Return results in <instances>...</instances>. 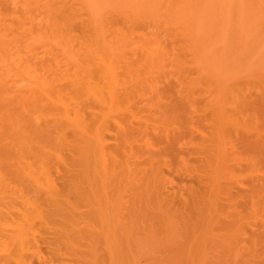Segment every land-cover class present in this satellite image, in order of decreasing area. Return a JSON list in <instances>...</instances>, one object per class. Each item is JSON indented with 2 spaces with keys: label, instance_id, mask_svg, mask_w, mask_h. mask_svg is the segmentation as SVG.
Wrapping results in <instances>:
<instances>
[{
  "label": "bare ground",
  "instance_id": "obj_1",
  "mask_svg": "<svg viewBox=\"0 0 264 264\" xmlns=\"http://www.w3.org/2000/svg\"><path fill=\"white\" fill-rule=\"evenodd\" d=\"M87 1L88 0H85L83 4L85 3L84 5H86ZM173 1H177V3H179L175 7L179 6L182 3L181 0H172L171 4H173ZM186 1L187 0H184L183 4L179 7H185V5L187 4L184 5V2ZM245 1L193 0V2H188L191 4L188 5L187 8L185 7V10L181 9V11H175L177 14H181L180 12H183L181 17H178L182 18V16L184 15L183 19L185 22L183 21V19L180 20L183 21L184 24L183 22L181 23L185 25L182 28L186 29V33H184V41L186 40V42L188 43L187 48H189V50H187L189 52L191 51V54H189L190 56H192V63L195 62L199 67L198 74H200L201 77L203 75L206 79L205 80L202 77V80L206 83V86L204 85V90L207 89L206 92L204 90L203 91L207 96L209 94V96H203L205 98L207 97L208 99H206L208 101L206 100L205 104L201 99L202 103L199 102V104L204 103L207 109L204 106L203 108H205L206 111L208 110L207 113L209 114V124L206 122L208 125H204L208 127L207 132L203 129L199 130V127H201L203 123L199 127L196 125L198 124L197 122L200 119L202 120L203 118H199L196 122V120L192 118V116L190 117V115H193L192 112L195 111L194 108H196L192 107L196 106L195 104L197 102L194 99V92L196 93V91H199H194V89H196L195 85L200 84L201 81L199 82L198 80L196 81L193 78L190 79L189 77H185V73H183V75L185 74L184 76L180 74V78H187H184L185 80L183 79L182 82L179 80L181 84L178 81L180 87L178 84H173L174 82L171 84L170 82H167L169 83V86L171 85L170 88L173 87L174 90L173 88L170 89L168 85L167 86L170 90L164 87V90L166 89L167 91L169 90L170 92H175V95L173 94L174 92L171 93L172 97L170 96V98L172 99L171 101H168V103H170L168 104V107H166L167 109H169L170 113H173L170 114L169 112H166L168 110H165V107L161 108L163 107L165 101L162 102V98H158V92H156L158 91V89L155 90V92L153 91L154 93H156V99L154 98L153 101H158L155 102V104L157 103L161 106H156L157 104L155 105L153 104L154 102L151 101V96L153 97V93L151 94L150 92L152 91L148 92L146 89H144L145 87H143L144 82L153 79V76L150 75L151 78L149 77L150 79H147L149 75H145L147 78L141 75L142 72L144 73L143 69L145 70L146 68H148L146 69V72L148 73L151 70V62L152 60L157 58V56L153 55L157 50H153V54V51L150 50L152 47L150 49L148 48L150 51H152V53H148L147 49L143 48V52H145V55L143 53L141 54V56L144 55L145 57H142L145 59V61L147 60V62H145L144 59L140 56L142 58V61H140L142 68L140 69L142 71H140L141 75L140 72L138 73V79L135 77L134 80V78L132 79V77L128 76L130 75L129 73L132 69H134V67L132 65H130V67H128L129 65L125 66L127 62L124 66L122 64L119 65H122L123 70L131 68V70L129 69L126 72V74L129 72L126 75L128 77H123L125 73L122 74V77H120L119 74H116L120 72H114L117 68L119 69V65L117 68L115 67V70L113 68L119 60L122 61V53L125 52H121L119 50V46H116L115 48V45H113V48V46H111L112 44L106 43L107 41H105L104 39L102 40L104 42L101 43L100 40L102 38L100 39V36H98L99 38L96 36L100 35V33L94 31V29H97V27H94L96 24L93 25L92 23V21L95 20H92L95 15L93 13L91 14L92 11L90 12V10H88L91 14L88 15L90 17V21H88L91 27L90 30L99 33L95 36L97 37V40L99 39L98 41L101 45H98L97 42L95 43V45L90 46L93 44V42H90L91 36L87 33L85 34V36L87 35L88 38L90 36L88 40L89 46H87L88 38L86 39L84 38L85 36H81L80 39L83 37L85 40L81 41V43L83 42V44L79 42L81 46L79 50L78 48L75 50L80 51L83 48L82 52H79L81 55L82 53L84 54L83 57L81 56L83 60H77V63L80 61L82 62L78 64L76 62H73V60L71 61L73 62V66L68 65L69 68L72 67L71 73L69 72L71 68H66V64H63L64 66H61L62 64H59L63 58L59 59L61 61L57 62L56 58H59L60 56L55 58L53 56V52H48L49 57L52 56L53 60L55 59L54 63L52 60H49L50 62L52 61V65L56 64L57 62L55 66H61L62 68L59 67L60 70L64 67L66 70H62L63 73L67 72L68 69V72L65 73L66 76L63 77L64 79H62V81L60 80L61 82H63L66 78V80L64 81L66 83L63 82L64 84L61 83L62 85L56 84L55 80H58V83L59 79H61V77L63 76V73L59 75V72L57 73L56 71V74L54 72V76L52 75L51 77H49L50 80H47L50 83H53L54 81V83L48 85L49 83L47 82V84L45 82L48 87H44V85H42L41 81H43L45 78H43V76L40 77L39 74L38 76L40 78L36 76L38 80H36V77L35 81H33V78H30V80L39 84H33L31 81L24 84V78L22 80L23 84H21L23 85L21 86L23 93L21 91L20 85H17L20 89H17V92H14L18 93L19 96L23 95L19 98L17 97V95L13 96L12 90V93L8 91L10 93V95H8L9 93H7L6 88L4 87V84L8 80H6V76L8 75L6 71L7 69H4L6 76L0 73V199L3 197L6 199L11 197L9 199L15 198L12 199V202L14 200L16 201V204L14 206L13 204L15 203V201L12 205H10V203L12 202L8 199L7 201L5 199H2L0 201V204L2 205V201H5L4 208L6 209L9 206H13L15 208L13 209V207H9L7 211H10L12 209L14 212L12 211L6 213L4 211L5 209L1 207L2 205L0 206V209L2 208L5 214V217H3L4 214L0 213V219L6 221L7 224V226L5 227L6 224L3 223V221L1 223L0 221L1 225L4 224V227L2 226L4 229L0 228V230L2 232H5V228L9 229L8 232L6 231V234L4 232L2 233L3 237L0 236L4 241V245H2L3 243L1 245L5 249H3L4 251L2 250V255L0 256V264H35L36 262H38H35L34 260L36 257V260H41L39 264H54L57 260H59L60 262L58 261L59 263L56 262V264H66L68 263L66 262V254H69L66 252V248H69L68 251H73L72 255L74 254V257H78L80 255V259L74 258L75 260H70L69 263L71 262V264L76 260L78 261V263L81 261V264H105L103 263L105 260L108 264H123V262L124 264H129V260H127L128 258H130L131 264L133 260L135 261V258L133 259L132 257H128L129 255H124L125 252L132 250L131 247L133 244H143V241H145V239L147 240L151 238H161L164 239V241L167 240V242H162L164 245L161 243L163 245V248H161L162 250L159 248L161 250H158L160 251L159 254L153 256L149 254V258H147L146 256L145 259H147L145 260L144 264H202V262L200 261L202 257L200 258V256H203V254H205V245L209 244V241H212L213 243L212 252L210 254V256H212L210 257V259L208 258V264H220V261L215 263V259L217 257H221L220 255L222 254V257H224L226 254L230 257L231 255L229 254H235L236 257L237 255H245V258L247 257L246 259H249L251 257V260L253 256L256 257V253H258L255 250V243H257L256 241H258V239L260 238L262 239L261 241L264 242V221L262 219L263 215L261 216V219L263 221V229L261 228L260 231L258 230V226H262V222L259 224H251L246 217V221L249 222L250 226H252V229L253 225L258 224V228L254 230L255 232L256 230L259 231L255 233L253 232V230L251 231V229H249L251 235L249 234L246 236L248 223L246 222L247 226L245 225V227V213L242 214V211H237L236 208L235 212L232 211V213L229 214L226 212V215L225 217H223L222 221L221 219H217L221 221L219 222V224H217V228L219 227L218 230H220L217 233H213L215 232L214 230H216L214 229L213 224L217 223V220L215 219L217 202L219 199L222 200V198H227L228 193L231 192L229 189L232 184L231 182L233 181V183H235L233 178L237 175L236 170L238 165L236 164L237 162L234 163L233 159H238V157L235 155L236 153L233 149H236V146L238 145L239 149L241 148V152L245 150L246 153L243 151L244 153L242 154L248 155V157L246 155L245 159L250 158V161L248 160V163H252H249L250 166L253 164L264 165V34L261 32L263 35H258L260 33L257 32L256 29L257 26H261V28H264V24L262 26L261 23H259V25L256 23V28L251 27L252 25L248 26V15L251 13V16H253V13L251 9H248L249 7H246L249 3L246 5ZM62 3L63 2H61L60 6H62ZM63 7L64 6H62V8ZM62 8L60 7L61 10ZM186 9L187 12L185 13ZM61 10H58V12ZM255 13L257 12L255 11ZM57 14L55 12L54 16H56ZM256 15L255 19L258 17H256ZM251 16L250 18L254 19V17ZM261 21L263 23L264 20H260L259 22ZM82 23H80V25H82ZM53 24L54 23H52V27L55 25L57 26V24ZM91 24L93 26H91ZM56 28L57 27L54 28V31ZM248 28L255 29L256 33H253V29L251 33V29L248 30ZM58 32L60 31H57L56 35H58ZM51 33L52 32H50V34ZM54 33H52V35ZM254 35H258L259 37ZM80 39H78V41H80ZM105 39H107L106 36ZM65 40L66 39H63V41ZM3 43H1L0 41V44L2 45L0 46V59L2 61H4L5 58H8V56H6L8 54L6 52L7 49L5 50L4 47L7 44L4 43L3 45ZM104 43H106V46L104 45ZM59 44L61 43L59 42ZM56 45L54 46L56 47ZM67 45L69 47V43ZM54 46H52L53 49H55ZM7 47H9V45ZM120 47L124 48L125 46ZM182 47L184 49L185 46ZM69 48L67 49L68 51ZM175 48L177 47H173V52ZM63 49H61L60 51H62ZM84 49H88L91 54L88 52V50L84 51ZM181 49L182 48L180 46L179 50L177 49V52ZM184 50L186 51V49ZM53 51H58V53L60 52L59 49L57 50V48ZM115 51H117V53L120 52L121 54H117ZM49 53L52 55H50ZM61 53L63 54L65 52L63 51L60 52V54ZM73 53L76 52L73 51ZM77 53L76 56H79V54ZM85 53L89 54H87L88 57H86L87 55ZM133 53L135 54V52ZM181 53H183V50ZM185 53H187V51ZM158 54L161 56L163 55L162 51ZM118 55H120V57ZM151 56L153 58H151ZM112 57L115 59V61H117L116 59L118 58V61L115 64L113 63L114 59L112 60ZM163 58L159 57L158 60H162ZM170 59L172 60V58ZM138 60L140 59L137 58L134 62H137ZM161 60H159L160 63ZM176 60H178V57ZM148 61H151V65ZM62 62H64V60ZM173 62L175 63V61ZM7 63L8 62H6V64ZM137 63L139 64V61ZM137 63L136 66L134 63V66L135 69L137 68V70H139L140 64L138 66ZM38 64L39 66H41V63ZM142 64L145 65V68L144 66L142 67ZM146 64H149L148 66L150 67H147ZM157 64L159 65L158 61ZM182 66L183 62L181 67ZM124 67L126 69H124ZM178 67L179 66H177L176 69L179 71L180 67ZM41 69L42 68H40L39 70ZM156 69H160L161 71L160 66L159 68L157 66ZM187 69L189 70L190 68ZM42 70H44V68ZM30 71L34 72L32 70ZM45 71L48 72L46 69ZM0 72H2L1 69ZM43 73L45 76L50 75L48 73L46 74L44 71ZM135 73L136 70L133 72V74L135 75ZM176 74L173 75V77L176 76ZM198 74L196 73L195 75ZM166 75L167 74H165V76ZM161 76L163 77V75ZM154 79L156 80L157 78ZM20 80H18V82ZM199 80H201V78ZM132 81L133 83L131 84ZM152 81L150 80L148 84H150V82ZM170 81L172 82V80ZM8 82L10 83V81ZM167 83L165 81V84ZM177 85L178 88H175ZM139 86L140 88H137ZM135 88V93H137L135 94L136 96H139L143 92L144 96H146L147 93L148 95L149 93L151 94L150 97H148L147 95L145 98L146 100L150 99L149 101L153 102H150L151 107L156 106L154 108L157 111L160 110L158 112L155 111L157 112L156 114L163 112V116H167V114H170V116H174V124L178 125L177 127L173 128H177L176 131L174 130V135H169L170 132L168 133L167 130L172 132L173 130H170V126L168 127V124H166L167 121L165 122L166 125L164 124V120L161 117H158V119H160L159 122L163 120V124L158 123L159 126L161 125V129L154 121L152 122V118L148 119V121H150L148 125V121L144 118L145 116H142V118L137 117L139 116V113H141L139 110L141 107L135 106L136 109L138 108L137 111L139 112L134 113L136 110L134 108L133 111L131 103L132 98L133 100L137 99L135 95H132ZM10 89L11 88H9V90ZM19 90L21 91V93L18 92ZM25 90L27 93L24 92ZM13 91H15V88ZM160 91L162 92V90ZM200 92L199 95H202L203 93ZM169 94H167V97H169ZM144 96H142V98ZM145 98L143 99L145 100ZM157 98L160 100H158ZM165 98L166 97H164L163 99ZM140 100L137 101L140 102ZM149 101H145L146 103L141 101L140 106H142V103L143 106L149 104ZM122 102H124V104ZM159 102L163 103V105ZM135 103L138 102L135 101ZM122 105L124 108L122 107ZM146 107L148 106L146 105ZM157 107H159V109ZM154 108H151V110H155ZM187 109H192V112H186ZM119 110H121V112ZM142 110L143 112H145V109ZM147 110L148 109L146 108V111ZM148 111L149 113H151L150 109ZM116 113H120V115H118V118L115 117ZM195 113L196 111L194 112V114ZM186 114H188V116ZM196 115L198 114H195L193 116L196 117ZM170 118V120H172V117ZM142 119H145V121ZM173 121H171V127L175 126L173 125ZM153 123H155V131L157 130L156 128L161 130V132L159 130H157V132L163 134V137L160 136V133H158L159 136H154V134H156L157 132H153L154 127H151L153 126ZM239 124H241L240 126L242 127V129L244 127V129L246 130V134L248 133L249 135L247 134V136H241V134L237 133L239 135L238 136L236 134V128L239 126ZM258 124H260L261 128L258 127ZM110 126H113V128H115L114 130L111 127L112 130H114L113 133H115L116 131L114 137L112 136L114 134L111 135L113 138H115V143L114 145H111V147H109V145L108 147H106L104 144V139H109V137H106V129ZM241 127H238V130L241 129ZM242 129L241 131L245 133V130L243 131ZM177 130L178 132L182 130V132L178 133ZM177 133L185 134V136H183L187 139L179 135L182 140L185 139V141H182ZM232 133L233 135H237V137H234ZM151 134L157 139L160 137L158 140H160L161 138L163 139H161V141L159 142L160 145L161 143L165 144L161 145L162 149L164 148V153H166L163 154L166 156L168 155L167 158L170 157L173 160L176 159L174 161H179V168H183V166H185L183 168L184 170L187 167V169H185L186 174H189L186 170H188L190 166L188 164L191 162V158L192 161H195L192 162V164L190 163L191 169L189 170L191 172L195 170V172H193L195 173V175H193L191 178L194 179V181L192 180L193 184L190 183V179H188L190 181L188 183L190 184L186 182L187 177L186 174H184L185 172L183 173V175L186 178L180 176V179L178 180L177 177L179 178V175H176L177 177L174 176V178H172L171 175L174 174V172L170 174L171 172L169 171H171V166H165L166 161L162 162V164L164 163V170H166L162 173L159 172L163 177H160V175H158L159 173H155V168L157 165L159 166L158 163L160 162H157V165L151 163L153 161H157L156 159L159 156L156 155H160L163 157L164 155H161V147L160 149H158L161 153L159 154L157 153L158 150L155 151L156 149H154L155 147L153 148V145H151V143H149L150 145L147 144V140L151 142L150 139L153 140L154 138L151 137ZM250 134L253 135L250 136ZM196 135L199 136L198 139H194L196 138ZM147 137L151 138L147 139ZM198 140H200V144H198ZM156 141L157 140L155 139L154 143ZM111 142H113V139L111 140ZM134 143L135 146L133 145ZM157 145L159 144L157 143ZM230 148L232 150H229ZM143 151L146 152H144V155L142 154V156L141 152L143 153ZM232 151L235 154H233ZM145 154L148 158H145ZM139 156L145 158L143 159L145 161L142 160L141 162L140 159L142 158H139ZM170 158L167 160H170ZM147 159H149V161ZM163 159L166 160L165 158ZM146 161L150 162V165H148V163L145 164L144 162ZM171 162L172 161H169V163L166 165H169ZM234 164L237 167H235ZM147 165L149 166V169L146 173H149L148 171L151 170L150 178L151 175L153 176V178H160V180L163 178L166 182V187L163 186L165 184L163 180L161 181L163 183H161L158 179L154 182H151V180L148 179L151 182L148 183L147 178H145L146 168L144 167ZM151 165L153 167L155 166V168H153ZM150 167H152V169ZM167 167H169V170L167 169ZM263 167L264 166H262L260 169L261 172ZM159 168L162 171L163 168L161 169L160 166ZM239 168L240 167H238V169ZM165 172L170 174V176H166L172 179L171 184H173L170 185L171 187L174 185V189L172 190L166 189L169 184L165 180L167 179L165 177ZM147 176L149 178V175ZM2 178L6 181L5 184H2V182L4 181ZM174 179L177 180L174 181ZM167 180L170 182V179ZM174 182H176L175 184L177 186L174 184ZM254 185L255 187H257L256 184ZM259 185L261 187L260 189H256L255 187L254 188L256 190L250 188L252 189V194L251 192H249L250 194L248 195H251L248 196L249 199L247 197V200H242V202L244 201L243 203H245L246 205V211L249 216L247 214L246 215L248 217L256 218L261 205H264V198L261 197L260 194L264 191V181L259 183ZM160 186H163V188L165 189L160 190ZM6 187L12 188H10L9 191L11 194H9L8 190H6ZM177 188L179 192L177 191ZM4 191L5 194L7 193L10 196H3ZM162 191H165V193H162ZM175 191L179 193L180 197L183 195L182 193L187 191V198L181 197V199H183L181 201V207L184 208L181 209L184 210V212L180 213L181 211H178L181 215L174 210L178 206L173 208L175 206L174 201H176L174 200L175 195H177ZM13 192L16 193V196ZM12 194H14L15 197L11 196ZM221 195L223 197H221ZM263 195L264 194H262V196ZM242 197L243 196H241V198ZM7 203L9 204V206ZM240 207L242 208V206ZM232 210H234V208ZM229 211L231 212V210ZM175 212L179 214V217H175ZM6 216L8 217L6 218ZM131 227H135L134 230ZM254 227L256 228V225ZM45 229L47 231H45ZM46 233L50 236L47 237V235H45ZM247 237L249 238V240H251L250 242H252V244L249 243L248 245ZM48 238L50 241H48V243H44L47 242ZM140 240L143 241L141 242ZM206 241L208 243H206ZM101 244L104 245L101 248L103 249L104 247L107 251L106 254L108 255L107 257L109 261L105 259L107 258L105 254H103L104 256L101 255V252L100 255L104 258V260L98 258L99 261L102 260L103 262L97 261V257L99 254L97 252ZM1 245L0 248H2ZM149 246L150 245H148V247ZM152 246H155V242ZM80 247H83V250L79 249ZM158 247H160V245ZM41 255H43V258L45 257L44 259L46 261H44V263L42 262L44 259L42 260V257H40ZM122 256L126 257V262L124 260L121 261L120 259H118ZM63 257L65 258L63 259ZM72 257L71 259H73ZM205 259L207 258L205 257ZM246 259L244 260L246 261ZM235 260L237 259L235 258ZM238 260L240 262V257ZM244 260L242 261L246 264ZM53 261L55 262L53 263ZM237 261L234 263H243H238ZM231 262H229L228 264H230ZM261 262L264 261L261 260ZM73 263L75 264V262Z\"/></svg>",
  "mask_w": 264,
  "mask_h": 264
},
{
  "label": "rangeland",
  "instance_id": "obj_2",
  "mask_svg": "<svg viewBox=\"0 0 264 264\" xmlns=\"http://www.w3.org/2000/svg\"><path fill=\"white\" fill-rule=\"evenodd\" d=\"M57 1H59V2H57ZM172 0H88L87 2H86V5H84L83 4V2H85V0L83 1V0H0V41H1V43H6L7 45L6 46H4L5 47V50L7 49V55L6 56H8V58H9V60H10V62H9V60H8V58H5V60L4 61H6V62H8L7 64H6V62H4V61H2L1 59H0V69H1V71L3 72L4 71V69L7 71V76H6V73H5V71L2 73V72H0L1 74H3V75H5L7 78H6V80H7V82L8 81H10V83L8 82H6L5 84H4V87L6 88V91H7V93H9V92H11V90H12V92H13V96L14 95H17V97H22L21 95L19 96V94L18 93H14V92H17V89H20V88H18V86L20 85V87L21 86H23V85H21V84H23V79H24V84H26V82H29V81H31L33 84L34 83H36V82H33V81H35V77L36 76H38V74H39V76L41 77V76H43V78H45L43 81H41L42 82V85H44V87H48V85H50V84H53L54 83V81H53V83H50V82H48L50 79H49V77H51L52 75L54 76V72L56 71L59 75L61 74V73H63V71L62 70H66L64 67H63V69H61L60 70V68L59 67H61V66H64L63 64H66L65 66H66V68H68V69H70V73H71V70H72V67H70L69 68V66H73V62H76L77 63V60H83V53H82V55L80 54L81 52H82V50H83V48L80 50V51H76L75 49H77L78 48V50H79V48H80V46H81V44H83V42L81 43V41L83 40H85L84 38H88V36L86 35L85 36V34H87L88 33V35H90L91 36V39H90V42L92 43L93 42V44L92 45H90V46H93V45H95V43H97L98 45H101L100 43H99V39L97 40V37L98 36H100V41H101V43L102 42H104V41H102L103 39L105 40V41H107L106 43H110V44H112L111 46H113V45H115V48H116V46H119V50L121 51V52H125V53H122V55H123V59H125V60H123V59H121L123 62H125V63H123L122 61H118V58L116 59L117 61H115V59L112 57V60L114 61L113 63L115 64L116 62L118 63H116L115 64V66H114V70H115V67L117 68L118 67V65L119 64H122L123 66L126 64V62H127V64L125 65V66H128V67H130V65H132L133 67H134V69H135V66H136V63L139 61V64H140V67H139V70H137V68L135 69L136 70V73H135V75L133 74V72L135 71L134 69H132L133 70V72H132V70H131V68H129L130 70H131V72L129 73L130 75H128V76H130V77H132V79L134 78V80H135V77L137 78V75H139L138 73L140 72V71H142L141 69V63H140V61H142V56H144L145 55V52H143V48H146L147 49V51H148V53L149 52H151L152 53V51L153 50H157L158 51V53H161V51H162V54H163V52H164V56L162 55H159L158 53H157V51H156V53L154 54V51H153V56H157V58L156 59H154V60H152V59H150V60H152V62L151 61H148L149 62V64H150V62H151V64H152V66H151V70L149 71V70H147V71H149V73L148 72H146V69H148V68H146L145 70L143 69V71H144V73L142 72V75H141V72H140V75L141 76H148V78L147 79H150L151 77H150V75L151 76H153V79L154 78H157L156 80L154 79H150L152 82H150V84H148V82L150 81H146V82H144V84H143V87H145L144 89H146L148 92H150V91H152V92H150L151 94L153 93V97L151 96V101H153V99L155 98V96H156V93H154L155 92V90H157L158 89V91H156V92H158V98H162V102H164V105H163V103H161V102H159V103H161L162 105H163V107H161V108H166V107H168V104L170 103H168V101H171V99L172 98H170V96H171V93H173L174 91H172V92H170L169 90L171 89V88H173V87H171L170 88V86H169V83H167V82H170V84L171 83H173V84H178L179 85V83H180V81L182 82V80L185 78V77H189L190 79L191 78H193V79H195L196 81L198 80L199 82L201 81V83L200 84H196L195 86H196V89H194V91H196V90H199V91H196V93L194 92V99L197 101L196 102V106H193L192 108H194V107H196V108H194L195 109V111H196V113L195 114H198V115H196V117H194L193 115H195L194 114V112H192L191 110H188L187 109V111L186 112H188V111H191L192 113H193V115H190V117L192 116V118H194L195 120H196V122L198 121V119L199 118H203L202 120L200 119L197 123L199 124H196L198 127L201 125V127H199V130L200 129H203L204 131H208V127H206V126H204V125H206L207 123L209 124V122H208V119H209V114L207 113L208 112V110L206 111V107H205V105H204V103H205V101L208 99L207 97L209 96V94H208V96L206 95V93H204V91L206 92V90H204V87L206 86L205 84V81H203L202 79L204 78L205 79V77L202 75V77L200 76V74H198V66H197V64L195 63H192V61H193V59L191 58L192 56H190V54H191V51L189 52L188 50H189V48H187L188 46H187V42H186V40L184 41V33H186V29H184V28H182L183 26H185V25H183L184 24V19H183V16H182V18H179L178 16H180L181 17V15L183 14V12H180L181 14H177L176 12L177 11H181V9H184L185 10V7L187 8L188 7V5H190L191 3H188V2H193V0H187L186 2H184V5L185 4H187V5H185V7H183V6H181V7H179L180 5H182L183 4V1L184 0H181V4L179 5V6H177V7H175L176 5H178L179 3H177V1H173V4H174V6H173V4H171L172 2H171ZM245 1V0H244ZM251 1V2H250ZM250 1H248V0H246L245 1V3H246V7H249L248 9H251V11H252V13H253V16H251V13H250V11H249V15H248V17H249V20H248V18H247V20H248V26H251V27H253V28H256L255 26H257V24L259 25V23H261L262 24V26H263V24H264V21H263V23H262V21L261 22H259L260 20H264V0H250ZM2 2V3H1ZM11 2V3H10ZM61 2H63L62 3V6H64L63 8H62V6H60L61 5ZM65 3V4H64ZM252 4V5H251ZM58 6H59V8H58ZM60 7L62 8V10L60 9ZM66 10H65V9ZM57 11H56V10ZM254 10V12H253V10ZM55 10V11H54ZM58 10H61V11H63V12H61V11H59L58 12ZM65 10V11H64ZM88 10H90V12H91V14L93 13L94 15H95V17L92 19V20H94V21H92V23H93V25H95L94 27H97V29L95 30L94 29V31H96V32H99L100 33V35H96V34H99V33H96V32H94L93 30L91 31L90 29H91V27H90V25H89V22L88 21H90V17L88 16L89 14H90V12L88 11ZM176 11V12H175ZM255 11L257 12V13H255ZM53 12H54V14H53ZM55 12H56V16H54L55 15ZM89 12V13H88ZM187 12V9H186V11H185V13ZM62 15H61V14ZM255 13V14H254ZM90 14V15H91ZM256 14H258V15H256ZM66 15V16H65ZM93 15V16H94ZM255 15H256V19H255ZM59 16V17H58ZM63 16H65V17H63ZM93 16H91V17H93ZM250 16L251 17H254V19H252V18H250ZM62 17V18H61ZM88 17H89V19H88ZM64 19V20H63ZM98 19V20H97ZM183 19V21H181V20ZM251 19V20H250ZM60 20H61V22H60ZM63 21H64V23H63ZM81 21V22H80ZM83 22V23H82ZM96 22V23H95ZM181 22H183V24L181 23ZM250 22V23H249ZM52 23H54V24H57V26L55 25V26H53L52 27ZM66 23V24H65ZM80 23H82V25H80ZM91 23V22H90ZM257 23V24H256ZM53 24V25H54ZM65 24V25H64ZM256 24V25H255ZM260 24V25H261ZM84 25V26H83ZM92 24H91V26H93ZM180 25V26H179ZM247 25V24H246ZM254 25V26H253ZM88 26V27H87ZM55 27H57L56 29H57V31H60V32H58V35H56L57 33V31H56V29H55V31H54V28ZM87 27V28H86ZM93 27V28H94ZM99 27V28H98ZM181 27V28H180ZM260 27V28H259ZM257 26V32H259L260 34H258V35H263L264 34V28H261V26ZM60 28V29H59ZM253 28H248V30L249 29H251V33H252V29ZM66 29V30H65ZM83 29H85V30H83ZM100 29V30H99ZM185 30V31H184ZM63 31V32H62ZM65 31V32H64ZM87 31V32H86ZM102 31V32H101ZM50 32H52V33H54L53 35H52V33L50 34ZM62 32V33H61ZM94 32V33H93ZM249 32V31H248ZM263 34H262V33ZM250 33V34H251ZM253 33L255 34L256 33V30L255 29H253ZM93 34V35H92ZM103 34V35H102ZM48 35H50V36H48ZM66 35V36H65ZM97 37H96V36ZM258 35H254V36H258ZM59 36H61V37H59ZM68 37V38H65V37ZM81 36H85L84 38L82 37L81 39H80V37ZM90 36H89V38H90ZM105 36H106V38L107 39H105ZM186 36V35H185ZM50 37V38H49ZM54 37V38H53ZM60 39H59V38ZM64 37V38H63ZM79 37V38H78ZM259 37V36H258ZM57 38V39H56ZM89 38L87 39V44H88V40H89ZM99 38V37H98ZM186 38V37H185ZM50 39V40H49ZM54 39H55V41H54ZM63 39H66L65 41H63ZM78 39H80V41H78ZM48 42H47V41ZM109 41V42H108ZM52 42V43H51ZM59 42L62 44H59ZM66 42V43H65ZM81 44H80V43ZM86 42V41H85ZM89 42V43H90ZM4 43H3V45H4ZM46 43H47V45H46ZM50 43V44H49ZM57 45H56V44ZM63 43H64V45H63ZM69 43V47H68V44ZM106 43H104V45L106 44ZM186 43V44H185ZM44 44V45H43ZM71 44V45H70ZM9 45V47H7ZM42 45V46H41ZM54 46V45H56V47L54 46V48L55 49H53V47L52 46ZM61 45V46H60ZM108 45V44H107ZM0 46H2L1 44H0ZM51 46V47H50ZM57 46H59V47H57ZM87 46H89V44L87 45ZM106 46V45H105ZM109 46V45H108ZM120 46H125L124 48H122V47H120ZM164 46V47H163ZM177 47V48H175L174 49V52L176 51L177 52V49L179 50V47L181 46V50L180 51H178L177 52V54H176V52L174 53L173 52V47ZM182 46H185L184 47V49H186V51H187V53H185L186 51L183 49V47ZM7 47V48H6ZM152 47V48H151ZM159 47V48H158ZM165 48V49H163V48ZM172 47V48H171ZM56 48H57V50L59 49V51L61 50V49H63L62 51H60V52H65V53H61L60 54V52L58 53V51L56 52V51H53V50H56ZM69 48V51L67 50ZM87 48H89V47H87ZM113 48H114V46H113ZM142 48V49H141ZM150 50H152V51H150ZM154 48V49H153ZM263 48V47H262ZM4 49V48H3ZM48 49H49V51H48ZM52 49V50H51ZM66 49V50H65ZM111 49H112V47H111ZM121 49H123V50H121ZM159 49V50H158ZM161 49V50H160ZM167 49V50H166ZM188 49V50H187ZM85 50H88V49H84V51ZM114 50V49H113ZM141 50V51H140ZM182 50H183V53H181L182 52ZM9 51V52H8ZM73 51H75L77 54H79V56L82 58H80L78 55L76 56V53H73ZM83 51V52H84ZM144 51H145V49H144ZM146 51V52H147ZM169 51V52H168ZM12 52V53H11ZM48 52H53V56L56 58V57H59V58H56V61L57 62H59V61H61V60H59V59H62V61L64 60V62H60L59 64H62L61 66H55L56 64H57V62H56V64H51L52 63V61H53V63L55 62L54 60H53V58H52V56L51 57H49V55H48ZM80 52V53H79ZM88 52L90 53V51L88 50ZM116 53H117V51H115ZM130 52V53H129ZM132 52V53H131ZM133 52H135V54L133 53ZM1 53V52H0ZM10 53V54H9ZM55 53H57L58 54V56H57V54H55ZM72 53V54H71ZM113 53H114V51H113ZM118 53H120V52H118ZM117 53V54H118ZM128 53V54H127ZM144 53V55H142L141 56V54H143ZM190 53V54H189ZM50 54V53H49ZM65 54V55H64ZM69 54H71V55H69ZM86 55L88 54V53H85ZM91 54V53H90ZM121 54V53H120ZM125 54V55H124ZM134 56H133V55ZM156 54H158V55H156ZM36 55H38V56H36ZM50 55H52V54H50ZM62 55H64V56H62ZM89 55V54H88ZM88 55L86 56V57H88ZM121 55V56H122ZM67 56V57H66ZM115 56H116V54H115ZM119 57H120V55H118ZM142 58H141V57ZM147 56V55H146ZM148 56H149V54H148ZM66 57V58H65ZM76 57V58H75ZM77 57H79V58H77ZM127 57H128V59H127ZM138 59H140V60H138L137 62H134L137 58ZM145 57V56H144ZM159 57H161V58H163V57H165V58H163L162 60L161 59H159V60H161V63H160V61L158 60V58ZM174 57H175V59H174ZM177 57H178V60H176L177 59ZM50 58H52V59H50ZM69 58V59H68ZM130 58V59H129ZM134 58V59H133ZM136 58V59H135ZM150 58V57H149ZM151 58H153L152 56H151ZM169 58V59H168ZM170 58H172V60L170 59ZM8 61H7V60ZM58 59V60H57ZM90 59V58H89ZM144 59V58H143ZM167 59V60H166ZM181 59H182V61H181ZM49 60H52L51 62L49 61ZM73 60V62H71ZM88 60V59H87ZM86 60V61H87ZM111 60V61H112ZM127 60V61H126ZM128 60H129V62H130V64H129V62H128ZM131 60H132V63H131ZM156 60V61H155ZM166 60V61H165ZM69 61V62H68ZM80 61V62H81ZM144 61H145V59H144ZM143 61V62H144ZM154 61V62H153ZM157 61H158V63H159V65L157 64ZM173 61H175V63L173 62ZM176 61H179V62H176ZM34 62V63H33ZM48 62V63H47ZM80 62H78V63H80ZM122 62V63H121ZM142 62V63H143ZM145 62H147V60L145 61ZM182 62H183V66L181 67V65H182ZM36 63V64H35ZM38 63H41V66H39V64ZM75 63V64H76ZM77 63V64H78ZM82 63V62H81ZM112 63V64H113ZM134 63H135V66H134ZM155 63V64H154ZM173 63V64H172ZM177 63V64H176ZM184 63H185V65H184ZM9 64V65H8ZM29 64V65H28ZM32 64V65H31ZM38 64V65H37ZM44 64V65H43ZM139 64L137 63V65L139 66ZM148 64V65H149ZM150 64V65H151ZM33 65H35V66H33ZM69 65V66H68ZM122 65H119V69L117 68L114 72L116 73V72H120V73H116L117 75L119 74V76L120 77H122V74H124L123 75V77H128V76H126L127 74H126V72H127V70H129V69H127V70H123V67H122ZM147 64H146V66L147 67H150V66H148ZM158 66V68H159V66H160V68H161V71H160V69L158 70V69H156L157 68V66ZM6 66H8V67H6ZM26 66H30V67H26ZM31 66H32V69H31ZM39 67V68H37V67ZM46 66V67H45ZM131 66V67H132ZM137 66V67H138ZM144 66V68H145V65L144 64H142V67ZM156 68H155V67ZM164 66V67H163ZM177 66H179L178 68H179V71L176 69L177 68ZM53 67H54V70H53ZM121 67V68H120ZM127 67V68H128ZM152 67H153V71H152ZM185 67V68H184ZM197 67V68H196ZM9 68V69H8ZM40 68H44V70H39ZM51 68H52V70H51ZM62 68V67H61ZM74 68V67H73ZM141 68V69H140ZM166 68V69H165ZM187 68H190L189 70L187 69ZM3 69V70H2ZM24 69H26V70H24ZM45 69L48 71V72H46L45 71ZM57 69H58V71H57ZM68 69H67V72H68ZM124 69H126L125 67H124ZM185 69V70H184ZM187 69V70H186ZM10 70H12V71H10ZM30 70H32V71H34V72H31ZM74 70V69H73ZM174 70V71H173ZM181 70V71H180ZM24 71V72H23ZM38 71H39V73H38ZM43 71L47 74H50L49 76L48 75H44V73H43ZM60 71H62V72H60ZM153 73H152V72ZM164 71H166V72H164ZM167 71H169V72H167ZM172 71V72H171ZM177 71V72H176ZM184 71V72H183ZM191 71H192V73H191ZM56 72H55V74H56ZM67 72H64L63 73V76L61 77V79H59V82L57 83V81L58 80H55V82H56V84H64V83H66V82H64L65 80H66V78H65V80L63 81V82H61L62 81V79H64L63 77L64 76H66L65 75V73H67ZM123 72V73H122ZM150 72H151V74H150ZM162 72V73H161ZM195 72V73H194ZM41 73V74H40ZM43 73V74H42ZM53 73V74H52ZM163 73H165V74H167L166 76H165V74H163ZM172 73H177L176 74V76H174L173 77V75H175V74H172ZM183 73H185L184 75H185V77H182V78H180L181 77V75H183ZM188 73V74H187ZM194 73V74H193ZM198 74V75H195V74ZM200 73V72H199ZM27 74V75H26ZM30 74V75H29ZM36 74V75H35ZM156 74V75H155ZM181 74V75H180ZM22 75V76H21ZM58 75V76H59ZM133 75V76H132ZM159 75V76H158ZM161 75H163V77L161 76ZM183 75V76H184ZM1 76V75H0ZM22 78H21V77ZM27 76H28V80H27ZM38 76V77H39ZM172 76V77H171ZM12 77V78H11ZM21 78V80H20V78ZM39 77V78H40ZM59 77V78H60ZM129 77V78H130ZM150 77V78H149ZM159 77V78H158ZM168 77V78H167ZM14 78V79H13ZM30 78L32 79H34L33 81L32 80H30ZM58 78V77H57ZM128 78V79H129ZM140 78V77H139ZM175 78V79H174ZM177 78V79H176ZM188 78V79H189ZM197 78H201V80H199V79H197ZM12 79V80H11ZM20 80L19 82H18V80ZM131 79V78H130ZM138 79V78H137ZM185 79H187V78H185ZM184 79V80H185ZM5 80V81H6ZM36 80H38V78L36 77ZM48 80V81H47ZM61 80V81H60ZM166 81V83L167 84H165V81ZM170 80H172V82L170 81ZM180 80V81H179ZM194 80V81H195ZM206 80V79H205ZM4 81V82H5ZM162 81V82H161ZM176 81V82H175ZM178 81H179V83H178ZM187 81V80H186ZM203 81V82H202ZM30 82V83H31ZM38 82V81H37ZM43 82H44V84H43ZM45 82L48 84H45ZM159 82H160V84H159ZM130 83V82H129ZM133 83V81L131 82V84ZM197 83V82H196ZM8 86H7V85ZM28 84V83H27ZM36 84H39V83H36ZM35 84V85H36ZM41 84V83H40ZM61 84V85H62ZM181 84V83H180ZM184 84V83H183ZM182 84V85H183ZM203 84V85H202ZM13 85V86H12ZM18 85V86H17ZM46 85V86H45ZM153 85V86H152ZM169 86V88H168V86ZM178 85L175 87V88H178ZM182 85H181V87H182ZM198 85V86H197ZM203 87H202V86ZM205 85V86H204ZM11 86V87H10ZM17 86V87H16ZM28 86V85H27ZM26 86V87H27ZM30 86V85H29ZM37 86V85H36ZM194 86V85H193ZM194 86V87H195ZM25 87V88H26ZM160 87V88H159ZM164 87L165 88H167V89H169L168 91H169V93H168V91L166 90V93H165V90H164ZM179 87H180V85H179ZM197 87H198V89H197ZM199 87H200V89H199ZM9 88H11L10 90H9ZM13 88V89H12ZM14 88H15V91H13L14 90ZM24 88V87H23ZM137 88H140V86L139 87H137ZM156 88V89H155ZM202 88V89H201ZM207 88V87H206ZM144 89H142V90H144ZM150 89V90H149ZM151 89H153V90H151ZM162 90V92L160 91V90ZM181 89H184V88H181ZM24 90V89H23ZM146 90H144V91H146ZM173 90H174V88H173ZM176 90V89H175ZM204 90V91H203ZM9 91V92H8ZM21 91H22V87H21ZM21 91L19 90L18 92L19 93H21ZM139 91H140V89H139ZM154 91V92H153ZM160 91V92H159ZM164 91V92H163ZM202 92L203 94L202 95H199V92ZM11 92V93H12ZM24 92H26V90L24 91ZM136 92V88H135V90H134V92L132 93V95H135V94H137V93H135ZM200 92V93H201ZM22 93H23V91H22ZM27 93V92H26ZM141 93V92H140ZM146 93V92H145ZM149 93V95H148V93H147V95H148V97H150V94ZM159 93H160V95H159ZM198 93V94H197ZM139 94V93H138ZM141 94H143V95H141ZM139 96H136L137 97V99H134L133 100V98H132V109H133V111H134V108H135V110L137 111V109H136V107L135 106H137V107H141L139 110H140V112L141 113H139V116H137L138 118H142V116L148 121V119H150V118H152V122L154 121L158 126H159V124H161L162 123V121L164 120V124H165V122H166V124H168V127L170 126V130H173V132L172 131H169V130H167L168 131V133H169V135L171 136L173 133H174V130L176 131V129L177 128H175V129H173L174 127H177L178 125L177 124H174L175 122L173 121V115H171L170 116V114L171 113H173V112H169V109H165V110H168V111H166V112H169L170 114L168 115L167 113V116H163V114L160 112L159 114H156L158 111H160V110H156L154 107H156V106H158L159 104H155V102H158V101H153V102H151V101H149L150 99H148V97H147V99L148 100H146V96H144V92L143 93H141ZM165 96H164V95ZM167 94H169L168 96L169 97H167ZM174 95H175V92L173 93ZM8 95H10V93L8 94ZM12 95V94H11ZM173 95V96H174ZM192 95H193V93H192ZM195 95H197V96H195ZM206 95L207 97V99L204 97V96ZM135 96H133V97H135ZM142 96H144L143 98H145V100L142 98ZM164 97H166L167 99H169V100H167L166 98L165 99H163ZM172 97V96H171ZM157 98V99H158ZM192 98H193V96H192ZM197 98V99H196ZM199 98H200V100H199ZM141 99V100H140ZM143 99V100H142ZM156 99V98H155ZM160 99H158V100H160ZM201 99H202V102H204L203 104H199V102L200 103H202L201 102ZM137 100H140V102L139 101H137ZM195 100H194V102H195ZM131 101V100H130ZM135 101L136 102H138V103H135ZM141 101H143V102H148L149 101V104H146L148 107H146V105L145 106H143V103H142V106H140V103H141ZM208 101V100H207ZM145 102V103H146ZM150 102L151 103H153V104H155L156 106H153V104H152V106L153 107H151V105H150ZM123 104H124V102H122ZM134 103V104H133ZM197 103H198V105H197ZM206 104V103H205ZM167 105V106H166ZM201 105V106H200ZM125 106V105H124ZM159 106H161V105H159ZM203 106L206 108H203ZM122 107H123V105H122ZM121 107V108H122ZM142 107H146L148 110L150 109V112L151 113H149V111L147 112L146 111V108H142ZM154 108L155 110H151V108ZM124 108V107H123ZM158 109H159V107H157ZM201 110H200V109ZM142 109H145L144 111L146 112H143V110ZM197 109H199V110H197ZM204 109H205V111H204ZM142 110V111H141ZM120 112H121V110H119ZM118 111V112H119ZM134 112V113H138L139 111H137V112ZM155 111H157V112H155ZM153 112V113H152ZM190 112V113H191ZM200 112V113H199ZM144 113V114H143ZM184 113H185V111H184ZM189 113V114H190ZM191 113V114H192ZM204 114V115H202V114ZM141 114V115H140ZM118 115H120V113H116L115 114V117L116 118H118L119 116ZM160 115H162V116H160ZM187 116H188V114H186ZM199 116V117H198ZM208 118H207V117ZM158 117L160 118H163V120L161 121V122H159V120L160 119H158ZM167 117H168V119H167ZM170 117H172V120H170L171 118ZM204 118H205V120H204ZM207 118V119H206ZM145 119H142V120H144L145 121ZM146 121V122H147ZM171 121H173V125H175V126H172L171 127V125H172V123H171ZM149 122L150 121H148V125H149ZM151 122V123H152ZM168 122H170V123H168ZM207 122V123H206ZM252 122V121H251ZM155 123H153L152 125L153 126H151L152 128L154 127V131L153 132H157V130H159L158 128H156L157 130L155 131ZM159 123V124H158ZM163 124V123H162ZM165 124V125H166ZM207 124V125H208ZM253 124V123H252ZM241 124H239V128L241 127L240 126ZM254 125V124H253ZM161 126V125H160ZM159 126V128L161 129L162 127H160ZM163 126V125H162ZM113 128V126H110V127H108L107 129H106V137H109V139L108 138H105L104 139V144H105V146L106 147H108V145H109V147H111V145H114V143H115V138H113L114 136H115V133H116V131H115V133H113L114 132V130H115V128H113L114 130H112V128ZM238 127L236 128L237 129V131H236V134L238 133V134H241V136H247V134H246V130L244 129V127H243V129H242V127H241V129L244 131L245 130V133H243L242 131H241V129H239L238 130ZM258 127H260V124H258ZM207 128V129H206ZM261 128V127H260ZM150 131H151V129H150ZM160 132H161V130H159ZM111 132V133H110ZM160 132H157L156 134H154V136H159L158 135V133H160ZM177 132H178V130H177ZM180 132H182V130H180ZM180 132H178V133H180ZM233 132H235V131H233ZM149 133V132H148ZM151 133V132H150ZM177 133V135L179 136H185V134H183V133H181V134H178ZM112 134H114V135H112ZM237 134V135H238ZM108 135V136H107ZM113 137H112V136ZM148 135V134H147ZM150 135V134H149ZM174 135V134H173ZM176 135V134H175ZM232 135H233V133H232ZM237 135H233L234 137H237ZM249 135V134H248ZM253 134H250V136H252ZM154 136H152V134H151V137H154ZM160 136H162L163 137V134H161L160 133ZM179 136V137H180ZM183 136V138H185ZM239 136V135H238ZM240 136V137H241ZM149 137V136H148ZM147 137V139H150V138H148ZM156 137H154L153 138V140H151L150 139V141L151 142H149V140H147V144H149V143H151V145H153V148L154 149H156L155 151H157L158 149H160V147H161V152H162V154L159 152V150L157 151V153H159V154H161V155H164V154H166V153H164L165 151H164V148L162 149V146L161 145H165L164 143L162 144L161 143V145H160V141H161V139L160 140H158ZM186 137H188V136H186ZM239 137V138H240ZM199 138V136L198 135H196V138H194V139H198ZM113 139V142H111V140ZM157 140L155 143H154V140ZM180 139H181V137H180ZM185 139H187V138H185ZM185 139L184 140H182V141H185ZM163 140V139H162ZM235 140H236V138H235ZM145 141H146V139H145ZM153 141V142H152ZM193 141H195V140H193ZM199 141V142H198ZM197 142H198V144H200V140H198ZM110 142V143H109ZM163 142V141H162ZM106 143H108V144H106ZM153 143V144H152ZM157 143L159 144V145H157ZM188 143V142H187ZM187 143H186V145H187ZM134 146H135V143L133 144ZM150 145V144H149ZM184 145V144H183ZM195 145V144H194ZM238 149H239V147H238V145L236 146ZM151 148V147H150ZM233 149L234 150V152L236 153H234L233 151V154H235L237 157H238V159H233V161H234V163H236L237 165H238V167H240L239 169H238V167L235 165V167H237V170H236V173H237V175L233 178V180L235 181V183H233V181L231 182L232 184H231V186H230V191L231 192H229L228 193V196H227V198H222V200L221 199H219L218 200V202H217V205H216V207H217V211H216V213H215V219L217 220V219H221V221L223 220V217H225V215H226V212L229 214V213H232V211L233 212H235V209L237 210V211H242L241 213L243 214V213H245V224H244V226L246 225L247 226V223H248V226H247V229H246V231L248 232H246V236L247 235H249L251 232H250V230L249 229H251V231L253 230V232H255V230L254 229H257L258 227L260 228H258V230L260 231L261 230V228L263 227V221H264V205H261V207H260V209L258 210L259 211V213H257V216H256V218H252V217H248L249 216V214H247V208H246V205H245V203H243L242 202V200H247L246 198L248 197V196H251V195H248V194H250L249 192H251V194H252V189H250V188H253V189H260L261 187H260V185H259V183H261V182H263L264 181V167H263V169H262V172L260 171V169H261V167L262 166H264V165H259V164H253V165H249V163H248V160L250 161V158H246L245 159V157H246V155L247 154H242V153H244L245 152V150H243L242 152H241V148L238 150V149ZM145 150V149H144ZM229 150H232L231 148L229 149ZM144 152H146V151H143V153L141 152V155L143 154L144 155ZM239 152H240V154H239ZM164 153V154H163ZM238 153V154H237ZM246 153V152H245ZM142 155V156H143ZM156 156H159V157H157V161L155 162V161H153V162H155V163H151V164H154V165H157V162H160V163H158L159 164V166L161 167V169H162V171L160 170V168H159V166L157 165L156 166V168H155V166L153 167L152 165V167L153 168H155L156 170V172L155 171H153V172H155V173H162V172H164L165 170H164V166H163V164H162V162H164V161H166V164H168L169 163V161H172L169 165H166L165 164V166H171L170 167V170L171 171H169V172H171L170 174H172V172H174V174H172L171 176H172V178H174V176H178L179 175V178L177 177V179L179 180L180 179V176L181 177H184V175H183V173L185 172V169H187V167L183 170V168L185 167V166H183V168H179V161H174V160H176V159H172V158H170V157H168L167 158V156L166 155H164V157L163 156H160V155H156ZM155 156V157H156ZM235 156V157H236ZM242 156V157H241ZM147 156H146V154H145V158H146ZM167 158V159H169L170 158V160H164L163 158ZM236 157V158H237ZM247 157H248V155H247ZM139 158H142L141 156H139ZM145 158H142V159H140V161L142 162V160L143 159H145ZM148 158V157H147ZM160 158V159H159ZM162 158V159H161ZM159 159V160H158ZM190 159V158H189ZM148 161H149V159H147ZM160 160H162V161H160ZM195 160V159H194ZM239 160V161H238ZM143 161H145V160H143ZM148 161H146V162H144L145 164L146 163H148V165H150V162H148ZM191 161V162H190ZM189 162L192 164V162H195V161H192V158H191V160H190ZM243 161V162H242ZM175 162V163H174ZM188 162V163H189ZM242 162V163H241ZM179 163V164H178ZM187 163V164H188ZM188 164V165H190L191 166V164ZM143 164V163H142ZM161 164V165H160ZM248 164V165H247ZM250 164H252V163H250ZM144 165V164H143ZM147 165V166H148ZM187 165V166H188ZM240 165V166H239ZM254 165H257V166H254ZM147 166H144L145 168H146V170H145V173L147 172V170L149 169V166L147 167ZM174 166V167H173ZM189 166V168H188V170H186L187 171V173H189V174H186V172L184 173V174H186V177H184V178H186L187 179V183L188 182H190L191 184H193L192 182L194 181V179H191L192 178V176L193 175H195V173H193V172H195V170H193V172H191V171H189L190 169H191V167ZM255 168H254V167ZM152 167H150L151 169H152ZM157 167H158V169H157ZM169 167H167V169L169 170ZM172 167H173V169H172ZM259 167V168H258ZM179 168V169H178ZM252 169V170H251ZM247 170V171H246ZM257 171H259V172H257ZM149 173H146V176H145V178H147V181H148V183H151L152 181L154 182V181H156L157 179H158V177L156 178H153V176L151 175V178H150V172H151V170H149L148 171ZM168 172V171H167ZM167 172H165L164 174H165V177L167 178V179H170V182L167 180V179H165L167 182H168V184H169V186L168 187H170V188H166L167 190H169V189H174V185L171 187L170 185H172L171 184V182H172V179L170 178V177H167L166 175H168V176H170V174H168ZM182 172V173H181ZM244 172V173H243ZM247 172V173H246ZM251 172V173H250ZM160 173L158 174V175H160ZM193 173V174H192ZM246 173V174H245ZM248 173H250V174H248ZM259 173H260V175H259ZM163 174V175H164ZM181 174V175H180ZM257 174V175H256ZM263 174V175H262ZM147 175H149V178H148V176ZM183 175V176H182ZM189 175V176H188ZM162 176V174L160 175V177ZM258 176V177H257ZM163 177V176H162ZM175 177V178H176ZM256 177V178H255ZM3 179V178H2ZM130 179V178H129ZM148 179H150L151 180V182H150V180H148ZM153 179V180H152ZM177 179H174V181L175 180H177ZM185 179V180H186ZM188 179H190V181L188 180ZM4 180V179H3ZM2 180V181H3ZM160 182L163 180V182H165L164 181V179L162 178L161 180H160V178L158 179ZM193 180V181H192ZM259 180V181H258ZM256 181V182H255ZM5 180L2 182V184H5ZM163 182H161V183H163ZM255 182V183H254ZM176 182H174V184H175ZM178 183V182H177ZM190 183H188V184H190ZM256 184V186L257 187H255V185L254 184ZM241 184V185H240ZM243 184V185H242ZM166 185V182H165V184L163 185L164 187H166L165 186ZM176 185V184H175ZM253 185H254V187H253ZM163 186L160 188V190H164L165 188H163ZM177 186V185H176ZM233 186V187H232ZM248 187H249V189H248ZM7 189L6 190H8V192L10 191V188L11 187H6ZM163 188V189H162ZM12 189V188H11ZM232 189V190H231ZM255 189V190H256ZM175 190H176V187H175ZM249 190V191H248ZM251 190V191H250ZM13 191V190H12ZM11 191V192H12ZM177 191H178V188H177ZM177 191H175L176 192V194L177 195H175V199L174 200H176V201H174V207L173 208H175V207H177V208H175L174 210L175 211H181L180 213H182V212H184V210H181V209H184L183 207H181L182 206V204H181V201L183 200V199H181V197H183V198H187V195H186V192H184V193H182L183 195L180 197V195H179V193H177ZM185 191V190H184ZM240 191H241V193H240ZM179 192V191H178ZM182 192H183V190H182ZM243 192V193H242ZM245 192V193H244ZM14 194H15V196H16V193L15 192H13ZM162 193H165V191L163 192L162 191ZM239 193V194H238ZM9 194H11L10 192H9ZM9 194H5V191H4V194H3V196L4 195H7V197H8V195ZM14 194H12L11 196H14ZM247 194V195H246ZM261 194V197H263L264 198V195L262 196V194H264V191L262 192V193H260ZM246 195V196H245ZM1 196V195H0ZM2 196V197H3ZM10 196V195H9ZM14 196V197H15ZM241 196H243L242 198H241ZM245 196V197H244ZM180 197V198H179ZM221 197H223L222 195H221ZM240 197V198H239ZM260 197V198H261ZM9 198H11V197H9ZM9 198H7L8 200H10L11 202H12V199H15V198H12V199H9ZM6 200L7 201V199L6 198H1L0 199V201L1 200ZM178 199V200H177ZM241 201H240V200ZM248 199H249V197H248ZM9 201V202H10ZM15 201V200H14ZM13 201V202H14ZM234 201H236V202H234ZM4 202L5 201H2V203H3V205L2 204H0V206L1 207H5V204H4ZM13 202L12 203H10V205H12L13 204ZM242 202V203H241ZM1 203V202H0ZM183 203V202H182ZM8 204V203H7ZM6 204V205H7ZM16 204V201H15V203L13 204V206ZM239 206H238V205ZM242 204V205H241ZM230 205V206H229ZM8 206H9V204H8ZM12 206V207H13ZM233 206V207H232ZM236 206V207H235ZM238 206V207H237ZM240 206H242V208L240 207ZM7 207V206H6ZM9 207H11V206H9ZM8 207V208H9ZM11 207V208H12ZM16 207V206H15ZM181 207V208H180ZM240 207V208H239ZM245 207V208H244ZM7 208V209H8ZM180 208V209H179ZM228 208V209H227ZM234 208V210H232ZM245 210H244V209ZM2 209V208H1ZM0 209V213H3L4 214V211L6 212V213H8V212H12L13 210L11 209L10 211L8 210L7 211V209L6 208H4L5 210L3 211V209L1 210ZM13 209H15L14 207H13ZM177 209V210H176ZM229 210H231V212L229 211ZM173 211V210H172ZM224 211V212H223ZM14 212V211H13ZM177 212H175L176 214H175V217L176 216H178L179 214L177 213ZM174 213V212H173ZM220 213H222V214H220ZM3 214H2V216H3ZM9 214H11V213H9ZM224 214V215H223ZM248 216H247V215ZM259 214V215H258ZM7 215V214H6ZM181 215V214H180ZM232 215V214H231ZM263 215V216H262ZM233 216V215H232ZM263 218H262V217ZM3 217H5V214H4V216ZM2 217V218H3ZM8 216H6V218H7ZM179 217V216H178ZM221 217V218H220ZM246 217L248 218V221L251 223V224H253V223H261L262 224V226L260 227V226H258V224H255L256 225V228L254 227L255 225H253V229H252V226H250V224H249V222L248 221H246ZM259 217H260V220H259ZM5 218V219H6ZM263 219V221H262V219ZM256 219H257V221H256ZM219 220H217V223H215V224H213V227H214V229H216V230H214L215 232H213V229H212V232L213 233H217L219 230H218V228H217V224H219V222H221V221H219ZM0 221H1V223H2V221H3V219H0ZM215 221V220H214ZM252 221H254V222H252ZM256 221V222H255ZM247 222V223H246ZM1 223H0V225H1ZM3 223H5L6 224V221H3ZM82 224V223H81ZM4 227V224L3 225H1V229H4L3 227ZM7 226V224L5 225V227ZM134 226V225H133ZM216 226V227H215ZM258 226V227H257ZM136 227V226H135ZM134 227V228H135ZM8 228V227H7ZM87 228V227H86ZM133 230H134V228L133 227H131ZM88 229V228H87ZM263 229V228H262ZM8 230L9 229H6L5 228V234H6V231L8 232ZM258 230H256V232L255 233H257V231ZM1 231V230H0ZM45 231H47L46 229H45ZM44 231V232H45ZM135 231H136V229H135ZM258 231V232H259ZM2 231H1V235L0 236H2V233H3ZM252 232V233H253ZM45 235H47V233L45 234ZM251 235V234H250ZM5 236V235H4ZM48 236H50V235H47V237ZM3 237V236H2ZM251 237V236H250ZM248 238V237H247ZM246 238V239H247ZM5 239V238H4ZM256 239H258V238H256ZM3 241V238H1L0 237V245L2 244V245H4V241ZM248 241H247V243H248V245H249V243H251L252 244V242H250L251 240H249V238L247 239ZM262 239H258V241H256L257 243H255L256 244V248H255V250H256V252H258V253H256L257 255H256V257L255 256H253L252 257V260L250 259H246L245 258V255H237V257H236V255L234 254H229V255H231V257L230 256H228L227 254V256L225 255L224 257H222L223 256V254L222 255H220L221 257H217L216 259H215V263H217V262H219L220 264H228L229 262H231L230 264H236V263H234V262H236L238 259H239V257H240V262L242 263L243 261L242 260H244V259H246V264H249V261H250V264H264V262H261V260L262 261H264V242L263 241H261ZM48 241H50L49 240V238H48V240H47V242H44V243H48ZM141 242L143 241V240H140ZM154 242H155V246H152L153 244H154ZM157 242V243H156ZM162 242H167V240H165L164 241V239H145V241H143V244L142 243H137V244H133L132 245V247H131V249L132 250H130V251H126L125 252V254L124 255H126V256H128V257H132L133 259L135 258V261L133 260V259H131V260H133L132 261V263L131 264H140V263H142V264H144L145 263V260L147 259V258H149L148 256H149V254L151 255V256H153V255H157V254H159L160 253V251L162 250L161 248H163V243ZM211 242V243H210ZM159 243V244H158ZM163 245H162V244ZM206 243H208L207 241H206ZM212 241H209V244H206L205 245V250H204V253L205 254H203V256H200V258H198V259H200V261L202 262V264H208V262H209V259H210V257L212 256H210V254H211V252H212ZM262 243V244H261ZM145 244V245H144ZM146 244H147V246H146ZM158 244V245H157ZM166 244V243H165ZM1 245V247L2 248H0L1 250H0V256L2 255L1 253H2V250L4 249L3 248V246ZM140 245H142V246H140ZM148 245H150L149 247H148ZM157 245V246H156ZM160 245V247H158ZM162 245V246H161ZM262 246V247H260V246ZM102 246H104L103 244H101V246H100V248H99V250H98V252L97 253H99L98 254V257H97V261H99V259H102V260H104V258L102 257V256H104L103 254H105L106 255V257L108 256L106 253H107V251H106V249L103 247V249L101 248ZM154 247H157V248H154ZM83 248V247H82ZM81 247L79 248V249H81V250H83ZM142 248H144V249H142ZM161 250H160V249ZM209 248V249H208ZM69 249V248H68ZM68 249L66 248V252L67 253H71L70 255L69 254H66V262H68V263H66V264H71V262L69 263V261L71 260H75L74 258H79L80 259V255L77 257V256H73L72 255V252L73 251H71V250H69L68 251ZM154 249V250H153ZM156 249V250H155ZM5 250V249H4ZM3 250V251H4ZM143 250V251H142ZM158 250H160V251H158ZM71 251V252H70ZM154 251H155V253H154ZM100 252H101V255H100ZM134 254H133V253ZM146 253H148V254H146ZM233 253V252H232ZM140 254V255H139ZM143 255V257H142V255ZM40 255V254H39ZM99 255H100V257H99ZM140 256V258H139V256ZM233 255V256H232ZM43 255H41L40 257H42ZM67 256H68V258H70V259H68L67 258ZM73 258V259H71V257ZM138 256V257H137ZM147 256V258L145 259V257ZM151 256H150V258H151ZM235 256V257H234ZM244 256V257H243ZM102 257V258H101ZM127 257V258H128ZM205 257L207 258V259H205ZM234 257V258H233ZM241 257H243V258H241ZM38 258H39V256H38ZM45 258V257H44ZM43 257H42V260L44 259ZM65 257H63V259H64ZM99 258V259H98ZM125 258L126 257H124V256H122L121 258H118V259H120L121 261H125ZM209 258V259H208ZM219 258V259H218ZM235 258L237 259V260H235ZM254 258H256V259H254ZM260 258H261V260H260ZM37 259V257L34 259L35 260V262L36 261H38V262H34L35 264H39V262H41V260L39 261V259L38 260H36ZM105 259H107L108 261H109V259H108V257L107 258H105ZM117 259V260H118ZM205 259V260H204ZM218 259V260H217ZM101 260V261H102ZM116 260V261H117ZM120 260H118V261H120ZM127 260H129L128 262H129V264H130V258H128ZM225 260H226V262H225ZM247 260H249V261H247ZM44 261H46L45 259L42 261L43 263H44ZM59 260H57L56 262H58ZM80 261V260H79ZM101 261H99V262H101ZM120 261V262H121ZM253 261V262H252ZM255 261V262H254ZM55 261H53V263H54ZM56 262L54 263V264H56ZM60 262V261H59ZM58 262V263H59ZM63 262V261H62ZM73 262H75V264H77L78 263V261L76 260V261H73ZM72 262V264H74ZM81 262V261H80ZM79 262V263H80ZM98 262V263H99ZM103 262V261H102ZM126 262V261H125ZM136 262V263H135ZM138 262V263H137ZM223 262V263H222ZM238 263H240L239 262V260L237 261ZM252 262V263H251ZM261 262V263H260ZM57 263V264H58ZM78 263V264H79ZM82 263V262H81ZM80 263V264H81ZM103 263H105V264H108V263H106V260L103 262ZM122 263V262H121ZM24 264V263H23ZM27 264V263H26ZM42 264V263H41ZM100 264V263H99ZM123 264H124V262H123ZM128 264V263H127ZM218 264V263H217ZM242 264H245L244 262L242 263Z\"/></svg>",
  "mask_w": 264,
  "mask_h": 264
}]
</instances>
